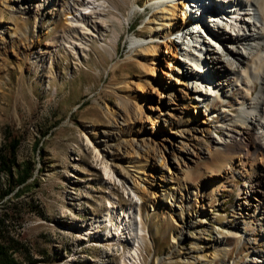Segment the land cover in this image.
<instances>
[{
    "label": "rangeland",
    "instance_id": "rangeland-1",
    "mask_svg": "<svg viewBox=\"0 0 264 264\" xmlns=\"http://www.w3.org/2000/svg\"><path fill=\"white\" fill-rule=\"evenodd\" d=\"M2 2L0 0V148L5 142L18 139V160L34 162L36 168L31 183L20 198L12 199L5 207L0 202V216L4 212L13 216L7 224L19 241V262L121 264L123 260L127 261L129 248L107 234L106 224H101L100 228L96 226L104 220L109 198H114L119 207H131L129 190L126 192V187L119 181L112 186L107 183L104 157L108 152L102 148L103 154L98 158L95 151L106 130L117 129L118 132V129L126 128L124 139L130 140L134 136L159 142V136L167 130L171 137L168 144L187 142L192 150L199 153L195 162L190 164L192 172L182 180L184 189H196L192 194L190 191V207L176 209L172 220L162 217L163 209L158 208V213L152 210L149 202L141 204L140 219L145 242L140 248L141 263L138 261V264H198L201 259L212 260L213 264H247L254 256L253 247L262 240L249 236L259 229L258 226L248 224L243 231L238 228L237 219L242 213L238 203L244 187H248L251 180L256 181V177H249L257 174L264 158H249L244 168L237 166L240 173L230 176L214 198L208 190L200 193L211 182L222 178L226 161L229 165L239 162L237 156L239 148L243 147L241 142H227L224 149H216L210 137L219 140L223 131L217 129L218 125L227 123L228 118L243 119L244 113L237 105L239 96L235 93L229 99L211 100L209 116L198 114L194 118L192 115L189 123L192 132L189 134L177 129L170 132V126L163 122L153 126L147 114H144V120L127 124L123 119L125 116L117 114L123 98L128 97L133 108L143 97L166 112L170 109L164 103L168 99H161L167 94L164 84H158L157 91L150 87V92L144 94L134 83L146 75L135 61L140 58L138 47L134 48L130 41L132 37L150 34L149 21L154 9L149 5L144 10L140 8L147 0L134 3L140 10L131 17L129 24L126 21L127 9L116 11L105 3L104 15L100 19L91 18V27L96 28L97 36L82 39L85 49L79 50L80 54L73 50L74 44L80 40L68 39V26L63 16L47 14L45 18L35 20L33 16L22 15L13 6L7 7ZM99 3H104V0H99ZM100 21L107 22L106 29L102 28ZM113 30L120 34L116 43L110 41ZM111 47L115 48L112 54L109 52ZM156 58V79L170 85L173 80H178L169 65V60L176 65L177 59L168 53L164 43ZM235 64L238 63L235 61ZM178 88L175 94L182 96L183 87L178 85ZM260 91L261 86L250 98L251 103ZM195 94L193 92L191 97H196ZM149 109L150 106L151 116L160 114ZM184 110L195 111L189 107ZM170 113L184 116L177 110L171 109ZM114 118L118 119V124ZM157 129L158 135H155L153 132ZM159 148L163 149V146ZM199 148L203 150L199 151ZM171 149L165 150L164 156L167 165L177 175L181 172L179 162ZM150 159L154 161L153 157ZM154 163L156 168H149L148 176L140 175L137 182L145 179L140 188L152 187L155 190L152 196L159 200L163 199L159 196L162 192L159 185L170 178L171 173L166 168L161 170L159 160ZM119 170L122 172V167ZM6 182V176L0 172V192L6 188ZM202 204H205V209ZM201 214L206 219V228L219 229L217 234L223 244L229 245L227 250H220L221 247L217 246L208 248L206 243L197 246L198 231L189 222L195 221L197 216L202 219ZM91 228H99L101 232L82 238L83 231ZM182 229L183 240L178 245L173 238ZM236 229L240 230V239L230 236L229 231L235 232ZM103 239L107 241L103 243Z\"/></svg>",
    "mask_w": 264,
    "mask_h": 264
},
{
    "label": "bare ground",
    "instance_id": "bare-ground-1",
    "mask_svg": "<svg viewBox=\"0 0 264 264\" xmlns=\"http://www.w3.org/2000/svg\"><path fill=\"white\" fill-rule=\"evenodd\" d=\"M136 1L104 0V3H99V0H3L2 3L7 7L13 6L22 15L33 16L35 20L45 18L47 14L63 16L64 23L68 26V39L74 42L80 40V43L74 44L73 47V50L80 54L79 50L85 49L82 39L97 36L96 28L91 27V18L100 19L104 15L107 7L105 3L116 11L122 8L127 9L126 21L129 24L131 17L140 10L135 7ZM148 5L154 9L149 21L151 23L150 34L147 37H132L130 41L134 48L138 47L140 58L135 61L139 63L141 70L146 72V75L141 76L134 83L138 91L144 94L150 92V87L157 91L158 84H164L167 94L161 99H168L164 103L170 109L166 112L161 107H155L143 97L137 100L133 108L127 97L120 101L117 114L119 117L125 116L123 119L127 124L135 120L142 121L144 114H147L153 126L158 122H163L170 126V132L177 129L181 133L185 131L189 134L192 132L189 128L192 115H195L194 118L198 114L209 116L211 100L229 99L236 93L239 96L237 105L244 113L243 119L236 121L232 117L228 118L227 123L222 122L218 125L217 129L223 131L219 140L213 136L210 137L213 138L216 149L217 147L224 149L227 142L234 141L239 144L241 142L243 147L238 151L239 162L229 165V161H226L222 178L200 190L202 194L208 190L214 198L216 192L230 176L240 173L237 166L244 168L249 158L253 160H258L259 157L264 158V0H254V2L249 0H177L174 2L172 0H147L140 8L144 10ZM113 19L119 21L116 16H113ZM100 25L106 29L108 24L106 21H100ZM119 38L120 34L113 30L110 41L116 43ZM162 42L167 46L168 53L177 59L176 65L173 64V60H169V65L173 67L178 79L173 80L171 85L156 79L158 74L154 64H157L156 56L159 55ZM70 43L73 44V42ZM109 52L114 53L115 48H109ZM178 85L183 87L182 96L175 94L179 89ZM260 86V95L251 103L250 98ZM193 92L196 93V97L192 98ZM201 104L202 108H200ZM148 106L151 112L159 111L160 114L155 117L151 116ZM186 107L194 108L195 111H185ZM171 109L177 110L184 116L173 115L170 113ZM223 117H228V115H223ZM114 121L118 124V119L114 118ZM116 130H106L103 139L97 142L95 151L97 157L101 158L102 148L107 150L108 153L104 157L105 179L110 186L119 181L126 187V192L129 190L131 207H119L114 198H109L104 220L97 223L96 227L100 228L101 224H106L107 234L113 237L114 241L124 243L129 248L127 261L131 264H138V261L141 263L140 248L145 242L140 219L141 204L149 202L155 212H158V208L163 209L162 217L172 220L176 209L190 207V195L196 189L191 187L184 189L182 180L192 172L190 164L195 162L199 153L192 150L187 142L177 141L179 146L174 145L173 142L172 145L168 144V141L171 142V137L168 136L167 130H163L164 133L159 136L160 142L151 138L139 137L138 139L134 136L130 140L124 139L122 137L126 133V128L121 131L118 129V132ZM158 131L157 129L153 133L158 135ZM164 140L167 142H162ZM118 141L120 143L116 144ZM160 145L163 149H158ZM170 147H172L173 156L179 162L181 175L180 173L176 175L167 165L164 152L167 149L170 150ZM200 150L203 149L199 148ZM151 157L154 161H160L161 170L166 168L171 173V177L164 179L165 182L159 185L161 187L159 190L162 191L159 196L163 198L159 200L152 196L155 191L152 187L140 188L145 179L137 182L140 175L148 176L149 168H156V163L150 159ZM120 167L123 169L122 172L119 170ZM252 177H256V181L251 180L250 185L244 187L243 192L240 193L238 204L242 213L237 219V225L242 231L248 224L259 227L255 232L249 233V236L258 237L262 241L253 247L254 256L247 264H264L263 162L257 174L249 178L252 179ZM170 183L173 184L167 186ZM202 208H206L205 204H202ZM200 217L202 218V214ZM189 225L198 231L196 233L198 247L206 243L208 248L217 246L221 247L220 250H227L229 245L222 243L221 237L217 234L218 228H206L205 218L200 219L197 216L195 221L190 220ZM99 228L84 230L85 232L82 233L84 236L81 237L92 234L96 236L101 232ZM240 230L229 231L230 236L239 238ZM224 238L227 239L226 236ZM173 239L181 245L183 229ZM102 241L104 243L107 240ZM127 261L123 260L121 264H127ZM197 262L198 264H213L212 260L208 259H201V262Z\"/></svg>",
    "mask_w": 264,
    "mask_h": 264
},
{
    "label": "trees",
    "instance_id": "trees-1",
    "mask_svg": "<svg viewBox=\"0 0 264 264\" xmlns=\"http://www.w3.org/2000/svg\"><path fill=\"white\" fill-rule=\"evenodd\" d=\"M19 144V140L14 139L5 142L0 148V172L7 178L6 188L0 192L3 207L8 206L12 199L20 198L35 175L34 162L18 160ZM12 217L9 212L0 216V264H21L17 258L20 252L19 241L15 238L12 227L7 224Z\"/></svg>",
    "mask_w": 264,
    "mask_h": 264
}]
</instances>
